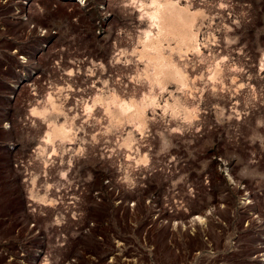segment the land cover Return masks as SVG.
I'll return each mask as SVG.
<instances>
[{"label": "rangeland", "instance_id": "1", "mask_svg": "<svg viewBox=\"0 0 264 264\" xmlns=\"http://www.w3.org/2000/svg\"><path fill=\"white\" fill-rule=\"evenodd\" d=\"M17 1L0 264H264V0Z\"/></svg>", "mask_w": 264, "mask_h": 264}, {"label": "built area", "instance_id": "2", "mask_svg": "<svg viewBox=\"0 0 264 264\" xmlns=\"http://www.w3.org/2000/svg\"><path fill=\"white\" fill-rule=\"evenodd\" d=\"M8 1V0H6ZM37 5H40L41 1L37 0ZM32 6L31 0H18L16 6H14V11L12 12V19L18 23H25L29 30H33L37 33H40L44 35L46 33V30L43 28H40L36 26V24L32 23L30 21V14L29 11ZM45 47H47V44H45ZM21 59H25L24 56L20 55ZM99 195L98 192H96L95 196ZM131 207H134V203L131 204ZM174 209L170 208V213H173ZM95 226L94 222H90L89 224H85L83 227L84 234H89L91 229H93Z\"/></svg>", "mask_w": 264, "mask_h": 264}, {"label": "bare ground", "instance_id": "3", "mask_svg": "<svg viewBox=\"0 0 264 264\" xmlns=\"http://www.w3.org/2000/svg\"><path fill=\"white\" fill-rule=\"evenodd\" d=\"M160 10L161 9H159L156 13H154V14H151L149 17H150V19L154 22V24H157V20L158 21H160L161 20V16H162V14H161V12H160ZM161 41V40H160ZM160 44V43H159ZM152 47V46H151ZM154 49V48H153ZM125 101V100H124ZM52 102H53V100H52ZM57 106V105H56ZM88 106V105H87ZM89 107V106H88ZM122 107L124 108V109H128V108H130V106L128 105V104H124V105H122ZM57 109V108H56ZM62 109V108H61ZM38 110V109H37ZM34 111H35V109H34ZM39 111V110H38ZM43 113V112H42ZM134 120V119H133ZM138 120V119H137ZM56 128V127H55ZM62 128V127H61ZM71 128V127H70ZM56 130V129H55ZM56 131H58V130H56ZM51 132H53L52 130H51ZM54 133V132H53ZM56 133H58V132H56ZM51 134V133H50ZM46 135H47V132H46ZM58 136H59V134H57ZM54 136H55V133H54ZM53 136V137H54ZM70 137V139H71V136H69ZM68 137V138H69ZM45 138V137H44ZM49 139H51V136H49ZM200 218V217H199Z\"/></svg>", "mask_w": 264, "mask_h": 264}]
</instances>
